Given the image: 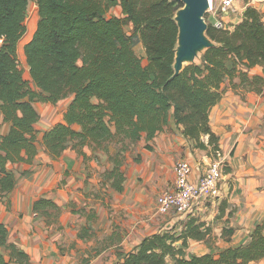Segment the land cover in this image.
Listing matches in <instances>:
<instances>
[{"label": "trees", "instance_id": "obj_1", "mask_svg": "<svg viewBox=\"0 0 264 264\" xmlns=\"http://www.w3.org/2000/svg\"><path fill=\"white\" fill-rule=\"evenodd\" d=\"M33 1L40 18L24 47L27 78L18 44ZM182 5L176 0H0V109L3 119L11 122L0 140L3 190L15 185L8 164L31 162L37 152L36 99L55 103L69 97L63 120L44 134L46 151L54 157L71 141L78 150L92 144L108 151V141L117 137L127 142L121 149L125 150L143 136L153 138L171 123L183 125L182 133L194 139L197 147L211 145L212 153L220 148L210 114L226 90V78L239 72L246 87L260 90L264 85V17L248 4L233 28L219 29L210 23L207 32L219 44L173 76L178 35L174 16ZM118 6L121 15L112 11ZM129 21L133 34H139L144 43L147 63L133 47V36L125 28ZM241 66L259 67L261 73L251 77ZM204 135H209L208 143ZM107 176L114 179L113 186L123 189L121 161L117 159ZM225 231L233 228L225 227ZM201 236V224L192 218L180 231L145 236L116 264H252L264 257V222L253 229L248 244L188 257L189 237ZM1 246L10 248L12 257H27L8 242V228L2 222ZM0 264H9L1 250Z\"/></svg>", "mask_w": 264, "mask_h": 264}, {"label": "crops", "instance_id": "obj_2", "mask_svg": "<svg viewBox=\"0 0 264 264\" xmlns=\"http://www.w3.org/2000/svg\"><path fill=\"white\" fill-rule=\"evenodd\" d=\"M221 1L214 0L216 10L207 12L212 24L222 16L227 27L233 28L248 4L264 17V0H236L222 14ZM120 10L118 6L114 12L120 15ZM241 68L251 77L261 73L259 67ZM241 80L239 72L226 78V90L210 114L219 135V156L212 153L211 145L197 147L194 139L182 133L183 125L171 123L153 138L143 136L119 150L123 189L113 186L114 179L107 176L115 166L117 150L94 156L87 146L78 150L69 143L60 156L46 151L44 134L63 120L69 97L55 103L36 99L40 113L35 123L37 152L31 162H10L15 185L11 190L0 186V223L8 228V242L27 254L17 259L10 248L1 246L9 264H116L145 236L180 231L192 218L201 224L202 236L189 237L188 257L248 244L253 229L264 222V85L254 90ZM56 105L60 113L54 112ZM10 128L11 122L3 119L0 109V140ZM203 139L208 143L209 135ZM178 159L191 161L193 180L211 162L221 161L224 173L219 191L188 212L160 213L158 198L173 186ZM225 227L233 231L226 232ZM252 264H264V257Z\"/></svg>", "mask_w": 264, "mask_h": 264}, {"label": "built area", "instance_id": "obj_3", "mask_svg": "<svg viewBox=\"0 0 264 264\" xmlns=\"http://www.w3.org/2000/svg\"><path fill=\"white\" fill-rule=\"evenodd\" d=\"M236 0H222L219 12L225 13L235 4ZM249 0H247L248 2ZM210 10H216L214 0L210 1ZM219 29H227V22L219 16L213 23ZM215 154H221L220 148ZM193 165L187 159H178L174 165V182L170 189L163 190L158 198L157 211L166 213L175 211L185 213L191 210L193 205L199 203L203 198L217 194L219 183L222 179L224 168L222 162L215 160L211 162L200 174L198 180L192 179Z\"/></svg>", "mask_w": 264, "mask_h": 264}, {"label": "water", "instance_id": "obj_4", "mask_svg": "<svg viewBox=\"0 0 264 264\" xmlns=\"http://www.w3.org/2000/svg\"><path fill=\"white\" fill-rule=\"evenodd\" d=\"M184 4L176 12L174 19L178 25L175 47L174 74H180L186 65L200 60L206 49L216 46V42L207 32L209 23L206 14L211 0H176Z\"/></svg>", "mask_w": 264, "mask_h": 264}, {"label": "rangeland", "instance_id": "obj_5", "mask_svg": "<svg viewBox=\"0 0 264 264\" xmlns=\"http://www.w3.org/2000/svg\"><path fill=\"white\" fill-rule=\"evenodd\" d=\"M180 3H183L182 1H178ZM184 4V3H183ZM121 7V6H120ZM117 8V7H116ZM116 8H112L113 10V13L114 10ZM121 11V10H120ZM117 14V13H115ZM120 15H121V12H120ZM36 16V17H35ZM206 16V20L207 22L210 24V21L208 19V14L205 15ZM32 17V18H31ZM35 17V23H34V32L36 31V28H37V24H38V21H39V18H40V14H39V6L37 3H35L34 1L31 3L30 5V8H29V12H28V16H27V19H26V32L24 34V36L21 38L20 40V43H19V48H18V58H19V62L21 64V67L22 69L24 70V73H25V76L28 78H30V75H29V72H28V61H27V56H26V53H25V44L30 41V39L33 37L34 35V32L29 36V38L27 40L24 41V38L25 36L27 35V33L29 32V28H30V22L33 21ZM33 21V22H34ZM125 28L128 32V34L132 35L133 36V47L136 51V53L143 59V62L144 63H147V52H146V49H145V46H144V43L140 37L139 34H133L134 33V26L132 24L131 21L127 22V24L125 25ZM41 105V104H39ZM52 107H49L46 109V111L48 112L49 110H51ZM58 111V113L61 112V109H59V106L56 105L54 107V112H56V110ZM43 117V116H42ZM41 122V121H40ZM75 144V141H71L70 142V145H73L74 146ZM123 145L127 146V142L123 143L122 141H120L117 137L116 138H113L111 139L110 141H108L107 143V146H108V151L110 149H112V151H114L116 153V150H117V154H118V157L115 156V162L117 161V159L119 161H122V158L119 156V150H121L123 148ZM85 146H87V149L88 151L92 154V155H99V154H102L101 152L105 151L103 149H100L98 147H95L94 145L92 144H86ZM84 146V147H85ZM111 157L114 158V156L111 155ZM125 159V158H124ZM123 159V161H124Z\"/></svg>", "mask_w": 264, "mask_h": 264}, {"label": "bare ground", "instance_id": "obj_6", "mask_svg": "<svg viewBox=\"0 0 264 264\" xmlns=\"http://www.w3.org/2000/svg\"><path fill=\"white\" fill-rule=\"evenodd\" d=\"M35 17H34L33 21L35 20ZM33 21H31L30 24H29L30 25L29 32L25 36L24 41L27 40L29 38V36L34 32V23H35V21L34 22Z\"/></svg>", "mask_w": 264, "mask_h": 264}]
</instances>
